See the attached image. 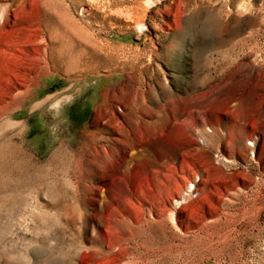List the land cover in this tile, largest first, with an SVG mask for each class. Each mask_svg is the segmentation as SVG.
I'll return each mask as SVG.
<instances>
[{
	"label": "rangeland",
	"instance_id": "1",
	"mask_svg": "<svg viewBox=\"0 0 264 264\" xmlns=\"http://www.w3.org/2000/svg\"><path fill=\"white\" fill-rule=\"evenodd\" d=\"M109 1L0 0V264H264V0ZM67 8L98 71L76 44L14 102ZM100 103L119 125L84 148Z\"/></svg>",
	"mask_w": 264,
	"mask_h": 264
},
{
	"label": "bare ground",
	"instance_id": "2",
	"mask_svg": "<svg viewBox=\"0 0 264 264\" xmlns=\"http://www.w3.org/2000/svg\"><path fill=\"white\" fill-rule=\"evenodd\" d=\"M86 1H88L91 4L89 5V4L83 3L82 6H81V8H80V11H81L82 14L85 13L88 16L92 15L93 11L94 12L95 11L96 12L98 11V12L104 13V10L106 8H109V6L112 5V2H110L109 0L106 1L103 5H99L98 4V2L100 0H86ZM156 1H158V0H146L145 1V4L147 6H150V5H152ZM96 3L98 5H96ZM84 6H86L88 8H86V7L84 8ZM10 7H11L10 5H7L6 4V6L4 8L0 9V15L4 13V15H5L4 18H6L7 20L10 17H14L15 18L18 15V13H19L18 6L16 7V9H11ZM57 9H60V8H57ZM63 11H65V12H61L60 15H58V16H56V12L59 13L60 11H56L54 13L55 16H56V18L58 17L57 19H58L59 23L61 24L60 25L61 26V29H62V31H60L61 33H58L57 32L59 30H57V31L53 30L55 32H51L50 30H48V33H49L48 43L46 41L44 42L43 40H41V41H43L44 47L43 48L42 47L39 48L41 53L37 57H34L32 59L30 58L32 60L31 61L32 63H31V65H29V67H27V68H29L28 72L25 71L23 73V75H21L20 73H19V75H17V77L22 76L21 79H23L21 82H18L16 80L18 82L17 83L18 84L17 86L18 87H22L25 90L22 91V92L17 93V95H15V96H13V101L15 99H18V98H23V102L26 103L31 98V95H30L31 86H29L28 83L31 82V84H32L33 83L32 81L34 79L37 80V83H38V81L41 79L42 76L49 75V74H52V72H55V68H56L55 62H56V59L62 57L61 55L63 54V50H72L73 49V46L76 45V44H77V46L80 47L79 48L80 49V54L83 55V56H86V57H84L85 60L81 61V59H77L74 62L68 61L66 63V65H65L66 71L68 73L71 72V73H75L77 75H81V74H84V73H93L94 74L95 72L98 71V68L100 67V65L102 63V60H103V57H101L102 47L99 46V43L97 42V39L92 34H88L87 32H85V29L83 28V26H81L76 19H74L73 17L70 16L68 8L66 10H63ZM45 13H43V14L45 15ZM110 14L111 15H114V16L123 17L126 22H129V23H132L133 24V26H134L133 28H135L137 31L138 30L141 31V29H142L141 18L142 17H139V16L135 17V14H133V13L128 12V11H125V10H119V9L118 10H113V11L110 10ZM92 16L94 17V15H92ZM28 17L27 16L25 17V19H27V21L29 20ZM1 18L4 19L2 16H1ZM30 18H32V17H30ZM42 19H44V18H42ZM2 22L0 23V43H1L2 39H3V37H4V34H5L4 33V27H3V23ZM19 23H20V21H19ZM12 31H14V30H12ZM69 36L71 38H74L76 40V42L75 41L72 42L70 40V37ZM41 39H43V38H41ZM77 40H79V41H77ZM6 41H4V42L7 43L8 41L7 42ZM30 45H38V43H35L34 41H32L30 43ZM6 47H8V46H6ZM35 47H37V46H35ZM106 59L112 61L113 55H111L110 57L109 56L106 57ZM29 72H34L36 74V76L34 78H31V76H30L31 73H29ZM95 95H96V93H93V96H95ZM93 96L91 98H93ZM88 101H90V100H88ZM17 104H18V102H17ZM57 104H58V107H61V105H62V104L60 105L59 102ZM37 106L38 105H34V108H36ZM13 111L10 112V116L13 115ZM114 120H116V119L114 117L113 112L107 111L106 108H105V105H103L102 103L98 104L97 107H96L95 123L97 125L101 124V122H104V123L102 124V127L98 129V132L92 133L90 135V139L83 142V147L86 148V147L90 146L91 144L97 143L96 141H97V139H99L100 134L103 131H113V129L115 130V127H116L115 125H119V124H117V123L115 124L114 123ZM116 130L117 131H120V128L117 126V129ZM99 141L100 140H98V142ZM105 170H103V171H105ZM109 170H111V169H109ZM106 173L108 175V173H109L108 170L105 171V174ZM170 179H172V178H170ZM184 180H187V179H184ZM172 182L176 183L175 181H172ZM184 182H187L189 184L187 186L186 190L188 192H190V191L192 192V190H190V188L192 187L190 181L187 180V181H184ZM176 185H177V189H182V187H184L183 184L182 183H179V182H177ZM170 189H172V188H170ZM177 193H178V197L180 199H176V200L173 199L172 201L175 203V205H180L182 201L185 202L187 200L188 193L187 192H184L183 194H181L182 192H179V191ZM162 208H164V211H167V212H169V214H171V212H172L171 209H168L164 205H163ZM170 219H173V218L170 216Z\"/></svg>",
	"mask_w": 264,
	"mask_h": 264
}]
</instances>
